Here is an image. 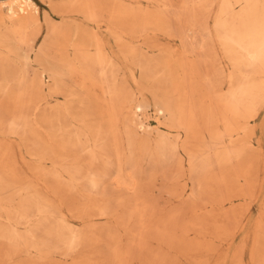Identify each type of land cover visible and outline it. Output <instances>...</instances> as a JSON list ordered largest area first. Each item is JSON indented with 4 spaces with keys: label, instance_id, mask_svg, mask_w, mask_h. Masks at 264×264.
<instances>
[{
    "label": "bare ground",
    "instance_id": "obj_1",
    "mask_svg": "<svg viewBox=\"0 0 264 264\" xmlns=\"http://www.w3.org/2000/svg\"><path fill=\"white\" fill-rule=\"evenodd\" d=\"M147 1L157 7L155 13L135 7L139 0H129L130 5L70 0L63 5L62 13L76 12L97 28L108 21L118 24L109 31L119 54L108 49L96 29H65L50 15L41 17L33 0L0 3V131L30 138L31 156L40 163L35 173L55 197L85 186L89 204L80 213L91 231L97 217H115L104 188L115 169L123 181L116 186L134 192L140 203L127 221L141 224V253L148 237L169 244L181 238V247L193 246L184 234L203 225L200 219L190 229L179 225L181 210L151 223L154 211L141 200L143 189L134 178L143 161L152 171L163 168L174 170L176 179L186 176L190 188L172 191L175 199L209 197L205 206L220 207L230 224L220 227L225 240L233 235L232 223L248 211V205L237 209L236 202L256 197L264 148V0H182L179 8L174 0ZM173 19L179 27L171 25ZM150 31L179 39L181 49L133 44ZM151 49L158 54L151 55ZM122 57L132 60L149 84L158 117L152 130L144 120L151 105L144 94L138 96L145 88L128 90ZM38 126L44 137L37 134ZM9 151L0 160L5 221L0 222V240L8 246L0 260L24 253L46 263L61 254L77 264L76 256L99 240L68 219L64 198L56 201L37 189L40 184L22 181ZM125 168L132 170L128 181L121 176ZM196 204L189 206L193 213ZM262 227L259 223L258 230ZM114 255L119 264L133 259L129 249L116 248Z\"/></svg>",
    "mask_w": 264,
    "mask_h": 264
},
{
    "label": "rangeland",
    "instance_id": "obj_2",
    "mask_svg": "<svg viewBox=\"0 0 264 264\" xmlns=\"http://www.w3.org/2000/svg\"><path fill=\"white\" fill-rule=\"evenodd\" d=\"M3 1L11 0H0ZM41 10V17L50 15L54 23L62 28H74L77 26H84L87 30L98 31L103 41L106 43L108 49L114 53L119 54V44L115 40V37L109 31L110 27L114 25L111 22H105L100 28L95 27L94 24L87 22L83 16L72 12L70 14L62 13V7L70 0H33ZM109 2L115 0H107ZM126 5L129 4V0H124ZM140 2L135 4V7L142 8L143 10L151 11L155 13L156 6L149 4L147 0H139ZM182 0H174V5L179 8ZM1 5V4H0ZM210 22H213V20ZM171 25L175 28L179 27L178 21L171 20ZM131 41V38H128ZM41 40V38H40ZM38 40V42L40 41ZM147 42L149 45H157L162 49H181L182 45L179 39L169 37L164 33L152 32L148 33L137 41H133L134 45H142ZM146 47V46H145ZM151 55H157L153 49L150 50ZM121 64L127 71V88L128 90H141L148 88L149 84L144 82L141 78L140 72L133 65L132 60L122 57ZM226 67V63L223 64ZM134 74V76H133ZM48 82V76L45 77ZM222 80L220 84H224ZM144 89V92L139 93L138 96H143L151 105L145 112L144 120L148 124V128L151 130L156 128V108L155 99L150 90ZM86 93L80 92V96L84 97ZM142 98V96H141ZM61 100L64 101L63 98ZM59 103H62L59 101ZM3 110L7 108L6 104H2ZM40 123L42 120L39 121ZM37 134L40 137H44L42 126L36 127ZM260 138V135L255 138V142ZM30 139V138H29ZM24 139L19 136L8 134L6 131H0V160L4 161L6 158H1L3 152L6 149L10 150L11 161L14 163V168L17 171L22 181H26L31 184H40L37 189L44 193H50L51 197L56 201L61 198L63 202V212L67 215L68 219L72 223L82 228L91 237L99 241L94 245L86 246L75 260L77 264H119L115 258L114 252L116 248L129 249L133 259L129 264H264V148L260 151L262 158V166L258 173L259 185L256 192V197L251 200H241L236 202V208H246L248 205V211L241 221L236 220L232 225V234L228 239L223 240L226 236L220 234V227L225 225L230 226L227 220L220 215V207L212 208V206H205L209 197H205L202 200L194 202L193 200L180 201L172 196V191H181L185 187L190 188V182L184 175L183 177L176 179L177 175L174 170L166 172L163 168H157L152 171L147 161H143L141 165V173L135 175V179L138 182L141 189H143V199L149 202L150 207L154 211L152 224H156L159 220L165 221L170 215L177 210L180 211L179 225H184L189 229L192 228V223L197 220H201L203 225L196 226L195 230H192L184 234V239L187 243H192L193 246L183 247L178 242L181 238H178L175 243H162L153 237H148L146 240L147 249L142 253L138 249L139 234L141 233V224L139 221L131 220L127 221L128 215L132 212L137 202V197L132 191H128L124 188L116 186L115 182H121V178L113 169L109 173V178L106 181L104 188L107 190L108 198L105 200L110 203L113 208L115 217L112 219L96 218V230L91 231L88 228L89 222L86 219H81L82 214L80 211L86 207L88 202L85 186L80 185L77 191L74 192H60L59 197H55L51 188L47 186L42 176L35 173L36 168L40 166L39 159L34 158L31 154L35 153L30 151L32 149V141ZM264 143V142H262ZM23 158V159H22ZM86 159V158H85ZM132 170L125 168L121 175L128 181L131 178ZM39 182V183H38ZM50 186V185H49ZM57 195V194H56ZM96 198V205H100L98 200L102 197ZM253 200V201H252ZM250 202V204H248ZM195 206L197 212L192 211L191 207ZM97 213L96 211H94ZM0 213V222L5 223ZM123 218L127 222H122ZM261 223L263 226L261 230H258V225ZM237 225H239L237 227ZM237 227V228H236ZM181 235V232L177 233ZM136 240V241H135ZM197 244V245H196ZM196 245V247H195ZM133 247V248H132ZM201 247V248H199ZM8 248L4 241L0 240V252L5 251ZM133 252V253H132ZM1 264H73V258H65L61 254H53L49 256L46 263L39 261L37 256H31L27 254H20L13 257L12 260H0Z\"/></svg>",
    "mask_w": 264,
    "mask_h": 264
}]
</instances>
